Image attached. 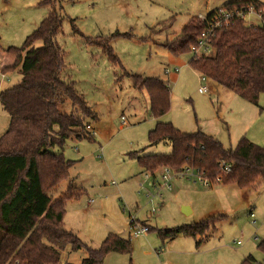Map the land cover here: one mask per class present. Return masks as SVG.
I'll return each mask as SVG.
<instances>
[{"label":"rangeland","instance_id":"374dc122","mask_svg":"<svg viewBox=\"0 0 264 264\" xmlns=\"http://www.w3.org/2000/svg\"><path fill=\"white\" fill-rule=\"evenodd\" d=\"M233 1L239 0H60L63 30L57 41L66 53L62 79L75 83L98 121L90 123L94 142L68 141L64 155L75 164L53 197L58 198L70 185L86 191L68 204L64 227L89 247L99 248L108 234L131 241L130 255L110 253L104 264H239L249 255L257 264H264V255L257 248L264 239V184L248 189L211 186L196 177L184 174L180 179L172 174L171 188H161L153 186L154 179L129 158V153L140 150L142 155L171 153L168 141L148 145V133L157 123H171L183 133L203 132L226 149L234 148L243 136L264 146V94L258 106L253 105L207 78L202 81L203 76L189 65L193 53L176 58L162 47L181 34L191 17H204ZM46 2L0 0V54L9 47H21L39 27L50 11L42 4ZM71 20L82 36L74 34ZM245 22L247 26L262 24L255 14L247 15ZM114 33L133 36L111 43L124 69L113 67L101 49L85 41ZM144 37L148 40H140ZM18 68L0 70L1 89L20 81ZM174 68L179 73L165 74L166 69ZM3 72L7 79L1 77ZM124 72L130 76H123ZM133 75L169 83L171 109L167 115L152 118L149 97L134 87ZM200 87L207 93H199ZM60 110L70 111L69 101ZM9 120L0 104V136ZM157 191L162 198L154 206L147 195ZM184 208H188L187 214ZM221 215L225 217L217 223L216 232L200 248L196 243L201 237L179 236L163 242L155 230L130 236L131 218L140 223L146 220L152 229L162 230ZM239 241L241 245H237ZM86 257V251L80 250L69 254L66 262L81 264Z\"/></svg>","mask_w":264,"mask_h":264},{"label":"trees","instance_id":"16d2710c","mask_svg":"<svg viewBox=\"0 0 264 264\" xmlns=\"http://www.w3.org/2000/svg\"><path fill=\"white\" fill-rule=\"evenodd\" d=\"M50 11L39 27L26 37L21 47H9L4 53L19 65L20 81L1 90L0 104L9 115V125L0 136V264H67L71 253L84 250L87 257L81 264H104L110 253L131 254L132 243L115 234H108L99 248L82 242L77 234L64 227L70 202L79 200L83 188L69 186L58 198L53 197L61 183L69 179L75 162L66 159L68 141L94 142L90 123L97 122V113L79 93L74 82L62 79L66 53L58 44L62 34L63 10L60 0H47ZM253 6L262 11L260 26H247L245 19L234 18L229 27L216 29L211 36V54L195 56L189 65L203 77L258 106L264 94V4L258 0L229 2L204 16H193L172 42L162 45L174 57L192 53L202 33L221 10ZM75 35L82 36L73 25ZM131 34L114 33L106 37L85 38L88 46L102 50L113 67L123 68L111 43ZM140 40H148L146 37ZM40 43L39 47H35ZM8 70V69H7ZM123 76H130L124 72ZM133 85L145 91L150 101V114L159 120L171 109L169 84L159 78L131 76ZM69 101L71 110L61 111ZM264 111V109H261ZM171 143L167 155L129 153L143 172L154 177L162 168L181 172L191 168L202 174L209 185H234L248 189L264 184V146L243 136L234 148L226 149L216 138L203 132L183 133L171 123H157L148 133V145ZM52 150V153L49 150ZM225 162L230 172L218 177L215 167ZM225 216L205 221L155 230L163 242L179 236L195 239L199 248L216 232L217 223ZM257 248L264 255V239ZM240 264H256L252 256Z\"/></svg>","mask_w":264,"mask_h":264},{"label":"built area","instance_id":"2783aa9c","mask_svg":"<svg viewBox=\"0 0 264 264\" xmlns=\"http://www.w3.org/2000/svg\"><path fill=\"white\" fill-rule=\"evenodd\" d=\"M255 14L261 19L262 11H257L253 6H248L247 8L243 9H232V10H221L217 15L214 17L212 22H210L207 30H205L201 38L198 42L197 47H194L192 49V53L195 56H202L207 55L211 51V36H213V33L216 29L223 28V27H229L232 20L234 18H240L245 19L247 15ZM201 20H204V17H200ZM179 68H174L173 70L166 69L165 74H171V73H179ZM205 77L202 78V81H205ZM199 93H207V89L205 87L199 88ZM122 124L127 125V121L122 118ZM215 173L218 177V180L220 179V176L228 173L231 171L232 166L225 162H220L216 165ZM172 174L174 176H179L181 179L184 174L188 175L189 177H196L198 179L203 180L204 185H209L208 181L203 177L202 174L198 173L196 170H193L191 168H185L181 172H174L169 168H163L162 171L159 174H155L153 177L154 183L153 186L158 185L161 188H167L170 189V181L172 179ZM147 197L149 198V202L157 206L156 200H160L162 198V194L160 191H157L156 194H148ZM154 212V210H153ZM253 213H251V217H253ZM149 232V228L146 226H143L138 220L135 218L130 219V236L131 237H139L141 235H145Z\"/></svg>","mask_w":264,"mask_h":264},{"label":"crops","instance_id":"0c3cea01","mask_svg":"<svg viewBox=\"0 0 264 264\" xmlns=\"http://www.w3.org/2000/svg\"><path fill=\"white\" fill-rule=\"evenodd\" d=\"M259 1V0H258ZM259 2H261V1H259ZM262 3V2H261ZM264 4V3H263ZM212 11V10H211ZM211 11H209V12H211ZM208 12V13H209ZM208 13H206V14H208ZM0 59H2V61H3V65L0 67V70H7V69H10L11 67H13L14 66V64H15V58L14 57H12V56H9V55H7V54H5L4 52L3 53H1L0 54ZM20 68V67H19ZM19 68H18V71H19ZM18 75H19V73H18ZM20 76V75H19ZM1 77L3 78H6L7 79V76H6V74H4V72L3 73H1ZM9 80V79H8ZM18 82H19V80H18ZM17 82V83H18ZM168 83V82H167ZM0 84H1V81H0ZM169 84V83H168ZM1 90H3V89H1ZM253 142V141H252ZM135 152V151H134ZM163 169V168H162ZM162 169H160V170H158L157 172H156V174H159L161 171H162ZM146 175H148V174H146ZM158 202H159V200H156V203L158 204ZM188 212V211H187ZM252 212V211H251ZM250 212V213H251ZM144 223V224H143ZM141 224L143 225V226H146V227H149V228H151V226L150 225H148V222L145 220V221H141ZM204 244V243H203ZM237 245H241V242L239 241V242H237ZM202 246V245H201ZM200 246V247H201ZM199 247V248H200ZM197 248V247H196ZM249 256H251V255H249ZM249 256H246V257H244L242 260H241V262L244 260V259H246L247 257H249ZM253 257V256H252ZM255 260V259H254ZM240 262V263H241ZM239 263V264H240ZM255 263L257 264V262L255 261Z\"/></svg>","mask_w":264,"mask_h":264},{"label":"water","instance_id":"95a60500","mask_svg":"<svg viewBox=\"0 0 264 264\" xmlns=\"http://www.w3.org/2000/svg\"><path fill=\"white\" fill-rule=\"evenodd\" d=\"M52 153V150H49ZM188 208H184V213L187 214Z\"/></svg>","mask_w":264,"mask_h":264}]
</instances>
